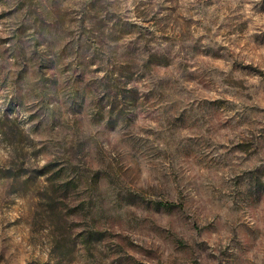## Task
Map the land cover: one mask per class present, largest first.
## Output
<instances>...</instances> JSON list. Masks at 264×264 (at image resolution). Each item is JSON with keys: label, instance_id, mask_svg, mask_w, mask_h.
<instances>
[{"label": "rangeland", "instance_id": "obj_1", "mask_svg": "<svg viewBox=\"0 0 264 264\" xmlns=\"http://www.w3.org/2000/svg\"><path fill=\"white\" fill-rule=\"evenodd\" d=\"M0 264H264V0H0Z\"/></svg>", "mask_w": 264, "mask_h": 264}]
</instances>
